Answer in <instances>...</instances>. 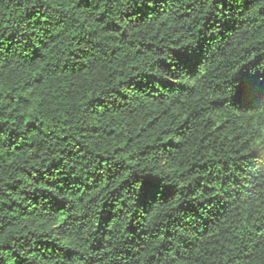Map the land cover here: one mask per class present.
I'll return each instance as SVG.
<instances>
[{
    "label": "trees",
    "instance_id": "16d2710c",
    "mask_svg": "<svg viewBox=\"0 0 264 264\" xmlns=\"http://www.w3.org/2000/svg\"><path fill=\"white\" fill-rule=\"evenodd\" d=\"M262 3L0 0V264H261Z\"/></svg>",
    "mask_w": 264,
    "mask_h": 264
},
{
    "label": "snow or ice",
    "instance_id": "6c2138e0",
    "mask_svg": "<svg viewBox=\"0 0 264 264\" xmlns=\"http://www.w3.org/2000/svg\"><path fill=\"white\" fill-rule=\"evenodd\" d=\"M261 7L264 8V3L261 4ZM257 97L264 99V82L241 79L237 88V98L246 102ZM3 242V240H0V244ZM261 264H264V261Z\"/></svg>",
    "mask_w": 264,
    "mask_h": 264
}]
</instances>
